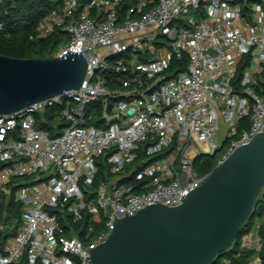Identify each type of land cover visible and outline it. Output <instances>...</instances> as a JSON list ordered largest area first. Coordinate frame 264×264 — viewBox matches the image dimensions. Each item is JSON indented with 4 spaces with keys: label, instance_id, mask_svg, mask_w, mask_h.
<instances>
[{
    "label": "built area",
    "instance_id": "built-area-1",
    "mask_svg": "<svg viewBox=\"0 0 264 264\" xmlns=\"http://www.w3.org/2000/svg\"><path fill=\"white\" fill-rule=\"evenodd\" d=\"M58 27L68 40L51 55L84 53L86 75L79 88L0 113V264H90L118 217L181 203L213 170H199V157L221 152L220 162L264 131V0H62L37 35ZM173 56L187 68L168 73ZM55 101L65 124L53 133L37 113ZM86 213L82 238L74 223ZM261 224L241 248L262 247Z\"/></svg>",
    "mask_w": 264,
    "mask_h": 264
},
{
    "label": "water",
    "instance_id": "water-1",
    "mask_svg": "<svg viewBox=\"0 0 264 264\" xmlns=\"http://www.w3.org/2000/svg\"><path fill=\"white\" fill-rule=\"evenodd\" d=\"M86 70L82 52L28 57L0 52V113L79 88ZM263 187L261 131L218 162L181 203H151L118 217L108 237L90 247V264H213L236 241Z\"/></svg>",
    "mask_w": 264,
    "mask_h": 264
},
{
    "label": "trees",
    "instance_id": "trees-1",
    "mask_svg": "<svg viewBox=\"0 0 264 264\" xmlns=\"http://www.w3.org/2000/svg\"><path fill=\"white\" fill-rule=\"evenodd\" d=\"M86 1L80 0L82 5ZM61 4L62 0H0V22L2 23V27L0 28V52L20 57L51 55L62 43L68 40V34L64 29L58 27L47 36H38L37 25L48 14L51 8L55 6L59 7ZM187 63V57L173 56L167 71L171 74L176 70L185 69L187 68ZM119 74L116 70L112 71L114 78ZM62 106L61 102L55 101L39 110L37 117L40 126L50 129L53 133L58 132L62 125L65 124V121L60 118ZM94 107H96L95 110ZM102 107L103 103L101 99L93 101L88 106L89 111L94 110V122L96 123L98 120H101ZM101 125H105V122ZM220 154L221 152H217L213 155L199 157L197 159L199 170L207 172L214 168ZM105 156L101 155L99 157L100 175H104L105 169L108 168ZM141 166V164H137V168ZM24 178L26 177L13 178L12 182L15 180L23 182L22 179ZM130 179H126L125 181L132 182ZM9 205H11V208H14L12 216L19 215L20 204L14 201V195L11 197ZM263 215L264 188L256 200L252 214L241 226L236 241L230 248L220 252L216 257V262L213 264H255L251 262L257 254L261 257V264H264L263 224L260 225L263 241L262 247L260 249L240 247L241 236L255 226L257 216ZM90 223L91 216L86 213L81 220L74 223L76 234L85 238ZM8 234L10 232L6 233V235Z\"/></svg>",
    "mask_w": 264,
    "mask_h": 264
},
{
    "label": "rangeland",
    "instance_id": "rangeland-1",
    "mask_svg": "<svg viewBox=\"0 0 264 264\" xmlns=\"http://www.w3.org/2000/svg\"><path fill=\"white\" fill-rule=\"evenodd\" d=\"M167 43H168V41H167ZM225 124L224 123H222V126H221V131H220V133L216 136V139L218 140V142H220L221 140H222V137H223V131L225 130ZM264 188V187H263ZM257 218V221L261 218V216H257L256 217Z\"/></svg>",
    "mask_w": 264,
    "mask_h": 264
},
{
    "label": "crops",
    "instance_id": "crops-1",
    "mask_svg": "<svg viewBox=\"0 0 264 264\" xmlns=\"http://www.w3.org/2000/svg\"><path fill=\"white\" fill-rule=\"evenodd\" d=\"M256 220H257V218H256ZM259 222H263L264 223V215L263 216H261V218L258 220Z\"/></svg>",
    "mask_w": 264,
    "mask_h": 264
}]
</instances>
